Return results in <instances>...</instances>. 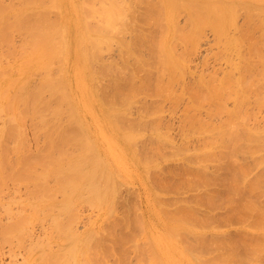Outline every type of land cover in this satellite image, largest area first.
<instances>
[{
  "label": "bare ground",
  "instance_id": "bare-ground-1",
  "mask_svg": "<svg viewBox=\"0 0 264 264\" xmlns=\"http://www.w3.org/2000/svg\"><path fill=\"white\" fill-rule=\"evenodd\" d=\"M144 1L0 0V190L9 184L14 187L22 184L29 186L28 199L26 197L22 199L28 201L31 211L40 213V216L46 213L53 218L56 217L54 212L57 210L73 213L75 209L79 210L80 206H85V209L89 206L90 209L85 210L86 212L96 208L100 214L114 217L118 228L113 230L114 247L108 241V244L100 242V245L107 244L105 250L109 252H115L116 248L117 255L112 253L116 255V258L118 257L115 264H127L131 261L133 254H130L131 258L126 254L129 249L132 252L135 251L137 260L132 262L136 264H264V200L262 198L264 197V171L261 174L258 172L257 178L254 175L255 178L250 179L253 176V170L258 171L253 167L264 169V156H261L264 152V128L249 127L248 121H245L249 115L247 112L251 109L246 110L245 98H247L248 86L242 82L248 81L249 78L246 79V76L242 74L233 79L229 75L228 66L227 70L225 69L224 72L222 70L221 74L214 71L215 73L209 76H206L208 74L198 76L188 87V95H186L185 85L181 84V81L184 80L185 74L192 70L189 71L186 65L188 53L186 57H179L178 48L176 49L179 41L184 43H181L183 46L193 41V33L197 31V27L207 29L211 26L217 41L222 43L223 52L219 53L229 64L231 48L236 47L234 46L236 41L229 39V25L236 27L240 23L237 24L235 18L238 14L237 10L241 8L243 11H248L254 6H259L256 4H264V0H158L157 4L155 3L157 0L154 2L148 0L145 2V4L148 3L147 7L143 6L146 10L142 13L145 12V16L155 14L163 18L160 20L157 16L158 19H154L155 17L148 19L151 25H155L153 28L156 34L159 33L156 36L150 30L144 31L145 29L137 27L139 23H142L138 22L141 16L138 17L137 11ZM142 9L139 10L141 15ZM179 9L185 10L184 15L187 17L183 14L181 16L186 17L188 21L185 22L192 27L188 32L184 27L185 30H181V35L178 33L183 26L180 23L182 20L179 21L181 16L177 14L182 12ZM146 12L149 14L147 15ZM192 18H195L197 22ZM93 19H96L95 22H92ZM159 20L158 29L156 25ZM254 20L252 19L256 24ZM260 20L259 22L264 24V16L260 17ZM147 21L145 25L142 23L144 27L147 26ZM242 23L245 22L242 21ZM249 24L251 26L250 22ZM263 24L261 27L259 25V28L262 29ZM121 30H124L122 31L124 34L126 30L132 31V34L134 31L135 34H131V37H134H129L128 40L127 37L123 39L117 36L118 32L122 33ZM206 31H209V28ZM258 35L254 36L258 38ZM262 39L264 40V37ZM262 39L259 37L258 41ZM254 42H252V48ZM113 46L124 51V54L122 52L121 57L119 56L121 59L118 58L119 61L108 59L109 55L105 57V52L110 51L109 49ZM229 46H231L230 51ZM186 48L188 50V47ZM144 49H147L143 52L144 55L147 51L149 57L142 55ZM257 52L259 53V49ZM8 54L12 55V58H8ZM255 57L252 58L255 59ZM244 59L249 63L251 58L246 56ZM131 60L134 64L133 68L128 67ZM239 62L238 65L241 64ZM246 62L241 64L239 71L246 67L250 68ZM233 64H235L234 68L235 66L237 68L236 62ZM252 65H254L253 62ZM254 69L251 66V71L264 75L261 67H259L261 70ZM140 70L146 71L147 74L141 75L138 73ZM261 75L255 74L256 77L259 76V79ZM259 79L258 87L260 82L264 81ZM180 84L181 90H175V86ZM255 84L254 86L250 84L251 88H254ZM260 88L257 89L260 90ZM146 89H151V95L158 99L181 100L185 98L184 95L189 96L190 105L188 104L181 117L183 122L188 123L185 127L187 129L191 127L185 135L192 137L197 135L202 139H198L200 146L198 144V147H193V152L186 154V157H179L180 155L174 151L170 157L165 155L162 148L165 145L172 146L173 141L169 133L164 132L157 125L148 129L152 128L149 131L150 139L161 145L155 144V147L146 148L150 153L143 150L144 145L142 149H139L142 142H145L143 139L147 136L145 133L148 130L145 132L146 126L143 129V124L136 123L138 120L134 121L136 118H130L129 111L137 97H140L141 91L146 93ZM263 89L264 87L261 94ZM257 92L255 95L260 94ZM229 99L237 101L230 108ZM262 100L264 101L263 97ZM133 111L130 112L133 113ZM146 113L147 111H143L142 115L141 111V118L138 117V119L143 120L146 116L148 120L147 116L153 115L150 112V115ZM50 118L55 121H51ZM253 119H255L254 115ZM129 120V127H125V124L123 126L122 122ZM28 124L31 125L29 129L26 128ZM29 137L38 141L35 149L31 148L32 141ZM187 141L177 149L181 152L191 149L186 148ZM175 146H172L175 148L173 150H176L177 146ZM249 155L256 157L252 165L242 160V157ZM155 157H159L160 160ZM161 157L164 163L174 161L182 164L185 172L189 170V174L186 173L182 182L190 190L197 188L196 190L199 191L197 196L194 195L193 199H183L184 197L180 196V198L177 196L178 198L168 199L169 194L165 193L166 188L169 187V193H171L170 190L177 187L155 177L169 174L161 163ZM220 165L225 170L223 176L218 175L217 166ZM55 179L62 180L61 186L64 189H61L64 193L68 188L73 193V195L65 193L68 197L65 201H56L52 197L53 188L50 184L51 180ZM136 182L139 183V193L134 200L136 213L135 216L133 215V228L137 230V234L133 232L126 212L127 216L117 215L119 212L117 205L121 202V188L125 186L123 184ZM215 186L223 187L224 190H216ZM64 193L61 195L63 196ZM3 199L4 195L0 192V201ZM217 200L220 202L217 203ZM219 205L224 207L230 219L234 217L242 223L237 235L233 238L223 231L221 224L217 223L218 215H215L216 212L213 210L219 209L217 208ZM201 206L205 208L204 211L207 209V212L200 211ZM4 213L11 214L7 209H4ZM58 216L64 217L61 213ZM55 217L54 228L59 227ZM221 217V220L227 221L224 216ZM0 220L5 221L1 217ZM13 222L8 223L6 219L1 226L2 229L0 228L1 247L4 244L12 247L11 244L15 243L14 238L9 239V236L15 230L21 232L23 237L26 236L23 232L28 228H18L21 222L20 224L18 221ZM48 228L44 229L50 230ZM73 230L77 231L78 228L74 227ZM80 233L79 230L78 234L71 233L70 240H75V243L71 242L73 243L70 244L71 246L68 244L66 249L63 246L60 247L63 252H66L64 256V253L61 254L64 258L68 255L70 260L76 261L74 251L77 252L78 258H80L79 255H87L89 252V255L95 257L91 251L96 242L93 240L95 243L92 242L93 246L91 241L97 240L95 237L98 238L99 233L94 230L93 235L85 237H81L82 233L81 235ZM18 234L20 233H16ZM50 234L48 233V237ZM11 236L14 237V235ZM29 236L33 237L34 234ZM31 237L27 239H33ZM7 239L12 240V243L1 244L2 240L8 241ZM17 239L15 241L17 240L18 245L26 242L20 241L22 239H19V236ZM66 240L70 242L69 239ZM42 242L35 240L32 246L31 241H28L32 248L36 247L35 249L41 246ZM24 246L30 248L28 252L25 248L26 251L23 250L25 253L29 251L33 253L35 250L28 245ZM127 246H132L134 250ZM67 249L73 253L70 254ZM45 254H41L44 259ZM101 256L102 259L103 255ZM124 256L130 258L127 263L125 262L128 258ZM53 257L47 258L50 264L53 262L51 261ZM47 259L45 260L48 262ZM11 260L10 258L9 261ZM90 260L85 261L90 262ZM69 262L68 264H71ZM31 264H33L32 261Z\"/></svg>",
  "mask_w": 264,
  "mask_h": 264
},
{
  "label": "rangeland",
  "instance_id": "rangeland-1",
  "mask_svg": "<svg viewBox=\"0 0 264 264\" xmlns=\"http://www.w3.org/2000/svg\"><path fill=\"white\" fill-rule=\"evenodd\" d=\"M52 1V0H51ZM54 1V0H53ZM144 1V0H143ZM142 0H141V2H143ZM148 2V0H145L144 1V3H141V5H139V10H141L142 9V7L144 6H146L147 7V4L148 3H146L145 4V2ZM153 2H154V0H152ZM156 1V0H155ZM149 2H151V1H149ZM156 4L158 3V0H157V2H155ZM256 5H259V6H254V8H250V9H248V11H243L241 8L240 9H238L237 10V12H238V14H239V20H238V14H236L235 15V18H236V21H237V26L236 27H232L231 25H229V39H233V40H235L236 41V45H234V46H236V47H233L232 45V48H231V46H229V51H230V48H231V51H230V55H229V59L231 60V61H229V64L231 65H229V64H227V60H225L223 57H222V55H220V53L219 52H223V48H222V43L221 42H218L217 41V36H215L216 34H215V31L213 30V28L211 27H207V29H201V28H203V27H200V28H198L197 27V31H195V33H193V41L192 42H187V43H185V46H183L182 44H184L183 42H181V41H179V43H177L178 45H176V49L178 50L177 52H178V54H179V57H181V56H185L186 55V53H188V55H186V56H188V57H186V59H187V61H186V65H187V67H188V70L190 71V70H192V71H188L189 73H187V74H185V76H184V80L183 81H181V84L183 83L185 86V94L186 95H188L187 94V89H188V87H190V85H191V83H193L197 78H198V76H201V74H204V75H206V74H208V75H206V76H209V75H211V74H213V73H217L218 72V74H221V73H223L224 71H225V69L227 70V68H228V66H229V75H231L232 76V78L233 79H236V77H238L237 75H245L246 76V79H248L249 78V80L248 81H250V82H248L247 80H245L244 82H242V83H244V85H246V86H248V94H247V98H245V102H247L246 103V107H247V111L248 110H250V111H248L247 113L250 115H248L247 117H246V115H245V117L247 118V119H245V121L247 120L248 121V126L249 127H262V129L264 128V101L262 100V97H263V99H264V91H262L263 93L261 94V90H262V87H264V84L262 85V83L264 82V81H259L260 82V85H259V87H258V84L259 83H257V81H258V79H259V76L258 77H256L255 76V74H257V75H261V74H259V73H255L256 71H251L250 70V68H251V66H252V69H254V68H256V70L257 69H259V67H261V69H263L262 68V65H264V51H262V50H264V48H263V46H264V40L262 39L263 37H264V24H263V27H262V29L261 28H259V25L261 24L260 22H261V20H260V17H263L264 16V4H256ZM263 5V6H262ZM143 7V8H144ZM145 7V8H146ZM258 7H260V8H258ZM142 9V11H141V13L143 12V10L145 11L146 9ZM137 9V10H138ZM139 10L137 11V15H138V17L139 16H141V20L138 18V22H142L144 25H145V21H147L148 19H149V17H151L150 19H153L154 17V19H156L157 18V16H158V18L160 17V15H148L149 13H147L146 12V14L148 15V16H145L144 14H145V12L144 13H142V15L139 13ZM179 10H181L182 12H177V14H179L178 16H181V14H183L184 15V12H185V10L183 11V9H179ZM246 13V16H245V13ZM249 12V13H248ZM54 14H56L55 12H54ZM252 16H251V15ZM51 15H53V14H51ZM182 15V16H183ZM145 16V20L143 19V17ZM164 16V15H163ZM162 16V17H163ZM177 15H176V17H178ZM180 17V19H179V21L180 20H182L183 21V19H184V21L183 22H187L188 20H186L185 18L187 17L186 15H184V16H186V17ZM245 16V17H244ZM251 16V17H250ZM253 16H254V18H256L255 20H254V18H253ZM53 17H54V15H53ZM146 17H147V20H146ZM246 17H248L247 18V20H246ZM250 17V18H249ZM55 18V17H54ZM157 18V19H158ZM179 18V17H178ZM235 18H234V20H235ZM256 22V24H254V22L252 21V19ZM149 19V20H150ZM163 18H161L160 17V20H162ZM193 19V21H195L196 19L195 18H192ZM251 19V20H250ZM259 19V20H258ZM94 21H92V22H95V20L96 19H93ZM147 21L146 22V25L148 26H146V27H144V25L142 24V23H139L138 25H137V27H140V28H142L144 31H147V30H150V32L152 31V34L153 35H157V34H159V33H157L156 34V32H155V28H153L154 26L153 25H151V23H149L150 21ZM160 20L159 21H157V28H158V23L160 22ZM244 20H246V21H244ZM257 20V21H256ZM182 21H180V23H181V25H183L182 26V28L179 30L180 32H178L179 34L181 33V30L183 29V30H185V28H186V31L188 32V31H190L191 30V25H187V23L185 22V23H183ZM242 21L243 22H245V23H242ZM260 21V22H259ZM195 22H197V21H195ZM247 22V23H246ZM249 22L251 23V26H250V24H249ZM162 24L164 23V22H161ZM258 23H260L259 25H258ZM149 24V25H148ZM198 24H199V21H198ZM197 24V25H198ZM245 24V25H244ZM247 24H249V25H247ZM261 24V25H262ZM261 25H260V27H261ZM150 26V27H149ZM250 26V27H249ZM257 26V27H256ZM144 27V28H143ZM185 27V28H184ZM149 28V29H148ZM156 28V29H157ZM206 28V27H205ZM208 28H209V31H206V30H208ZM154 29V30H153ZM159 29V28H158ZM198 30H200V32H198ZM202 30H203V32H202ZM205 30V31H204ZM263 30V31H262ZM122 31H124V30H121V32ZM128 32V34H130V36L127 34V32ZM125 32H126V34H124V32H122V33H119L118 32V34H117V36L119 35V37H121V38H125V37H127L128 38V40L130 39V38H133L134 36H132L131 37V34H132V31H128V30H126ZM159 31V30H158ZM260 31H261V33H260ZM154 32H155V34H154ZM256 34H255V33ZM258 32V33H257ZM178 33H174V34H178ZM120 34H124V35H121L120 36ZM133 34H135V32L133 31ZM132 34V35H133ZM252 34V35H251ZM256 35V37H257V35H258V38H256L254 35ZM128 35V36H127ZM181 35V34H180ZM263 36V37H262ZM130 37V38H129ZM178 37V36H177ZM200 37V38H199ZM216 37V38H215ZM259 37H260V39H262L261 41H258L259 40ZM123 38V39H124ZM126 38V39H127ZM255 38V40H253L252 41V39H254ZM199 39V40H198ZM197 40V41H196ZM248 40H250L251 41V43H250V41H248ZM255 41V42H254ZM257 41V42H256ZM194 42V43H193ZM197 42V43H196ZM252 42H254L253 44H254V46H253V48L251 47V45H252ZM262 42V43H261ZM182 43V44H181ZM258 43H259V45H258ZM187 44H188V46H187ZM116 45V44H115ZM189 45H191V46H189ZM117 46H118V44H117ZM117 46H113L111 49H109L110 51H107V52H105L106 53V56L105 57H107L108 55V59L110 58V59H113L114 61H119V59H120V57H121V55L122 54H124V51H122V49H120V48H116ZM195 46H196V49H199V50H197L196 51V49H194L195 48ZM262 47V49H261V47ZM119 47V46H118ZM185 47V48H184ZM186 47H188V50H187V48ZM193 47V48H192ZM192 48V49H191ZM234 48H236L237 50H235ZM249 48H252V49H250V50H248ZM180 49V50H179ZM192 51H191V50ZM258 49H259V53L257 52L258 51ZM112 50V51H111ZM120 50H121V52H120ZM145 50H147V49H144V51H142V55H144V53L143 52H145ZM187 50V52H185ZM218 50V51H217ZM244 52H243V51ZM254 50V51H253ZM256 50V51H255ZM149 51V50H148ZM180 51V52H179ZM182 51H184L183 53H182V55H181V52ZM235 51V52H234ZM109 52H110V54H109ZM123 52V53H122ZM233 52V53H232ZM257 53V55H256V53ZM262 52H263V55H262ZM104 53V54H105ZM122 53V54H121ZM147 53H149V52H147L146 51V53H145V57H147V55H148V57H149V54H147ZM216 53V54H215ZM217 53H218V55H217ZM231 53H232V55H231ZM250 53V54H249ZM252 53V54H251ZM237 54H239V56L237 55ZM245 54H248V55H245ZM256 56H254V55ZM235 55V56H234ZM245 55V56H244ZM252 55V56H251ZM8 56V58H12V55H7ZM120 56V57H119ZM231 56H233V57H231ZM246 57V56H250V58L252 59H250V61H249V63L248 62H246V59H244V57ZM263 56V57H262ZM219 57V58H218ZM252 57H255V59L254 58H252ZM260 57H262V58H260ZM119 58V59H118ZM224 59V61L222 60V59ZM233 60H232V59ZM234 58H236L235 59V61H234ZM244 60H243V59ZM258 60H257V59ZM260 58V59H259ZM243 60V62H242V60ZM261 59H263L262 61H260ZM121 60V59H120ZM253 60H256L255 62L253 61ZM241 62V64L243 65L245 62H246V65H247V63H248V65L247 66H249L250 65V68L249 67H246L245 69H240V71L241 72H243V73H241L240 71H239V68H240V66H241V64H240V62ZM258 61V62H257ZM262 62V63H260V62ZM236 62V65H237V68H236V66H235V68H234V65L235 64H233V63H235ZM238 62H239V64L240 65H238ZM252 62H253V64L254 65H252ZM255 63H256V65H255ZM188 64H189V66H188ZM227 64V65H226ZM233 65V66H232ZM257 65H259L258 67H257ZM261 65V66H260ZM254 66V67H253ZM256 66V67H255ZM129 68H133L134 67V64H133V61L131 60L130 61V64H129V66H128ZM233 67V68H232ZM264 67V66H263ZM247 68H249V69H247ZM261 69H259V70H261ZM222 70H223V72H222ZM243 70V71H242ZM255 70V69H254ZM141 71V70H140ZM138 71V73H140L141 75H145V74H147V72L146 71ZM215 71V72H214ZM262 71H264V69L262 70ZM259 72V71H258ZM246 73V74H245ZM261 73V72H260ZM248 74H252V75H248ZM236 75V76H235ZM248 75V76H247ZM197 76V77H196ZM250 76H252V77H250ZM255 76V77H254ZM262 76H263V78H262ZM235 77V78H234ZM254 77V78H253ZM253 78L255 81H253V79L251 80V79ZM195 79V80H194ZM264 80V75L262 74L261 76H260V79L259 80ZM254 82V83H256L255 84V89L254 88H251L252 87V85L254 86V83H252V82ZM106 82V81H105ZM248 83H250V84H252L251 86H250V84H248ZM181 84L180 85H176L175 86V90H177V91H180L181 90ZM261 87V88H260ZM260 88V90H258V89ZM253 90H255L254 92H253ZM264 90V89H263ZM149 91H150V93H149ZM250 91H251V93H250ZM257 91H259V92H257ZM143 92V93H142ZM145 91H141V93L140 94H142V95H140L139 94V96L141 97H137V99H136V103L134 102L133 104H132V107L130 108V111L132 112L133 110V113H131L130 111H129V114H130V118H136L134 121L136 122V120H138L136 123H141V125L143 124V129L145 128V126H146V128L144 129V131L146 132V130H148L145 134L147 135H145L146 137L143 139L145 142H142V145H140V148L139 149H142V146L144 147L143 148V150L145 151V150H147L146 148H149V147H152V146H154L155 144L157 145H161L159 142H155V141H152L151 139H150V134L149 133H151V132H149V131H151V129H148V128H150L151 126H153L154 127V125L156 126H158L161 130H163L164 132H168L169 133V136L171 137V140L173 141L172 142V146L173 145H176L175 147H176V150H173V148L174 147H172V146H170V145H165V147H163V148H165V149H163L162 148V150H164L165 152V155L167 156V157H170L171 156V154H173L172 152L174 151V153H177L178 155H180L179 157H186L185 155L186 154H189V153H192L193 152V147L194 148H196V147H198L197 145L199 144V146H200V141L198 140V139H202V138H198V136L196 135V136H186L185 135V133L188 131V129H190V128H188L187 129V127H185L186 125H188V123H185V122H183V119H181V117L183 116V114L185 113V111H186V107L188 106V104L190 105V102L188 103V100H189V96H185L184 95V99H181V100H178L177 98H174V99H172V98H169V99H158V98H155V97H153L152 95H151V92H152V90L151 89H146V93H144ZM260 93L259 95L258 94H256L255 95V93ZM254 93V94H253ZM143 94H145V95H143ZM249 95H252V96H249ZM262 95V96H261ZM145 96H147V97H145ZM260 96V97H259ZM249 98H251V100L249 99ZM258 98H260V100L258 101ZM140 101H139V100ZM256 99V100H255ZM146 102H144V101ZM230 100V99H229ZM262 100V101H261ZM138 101V102H137ZM143 101V102H142ZM142 102V103H141ZM234 102V100H230L229 101V108L230 107H233V104L235 105L236 103H237V101L235 100V102ZM250 102H251V104H250ZM259 102H261V103H259ZM137 104V105H136ZM139 104H142V105H139ZM145 104V105H144ZM231 105V106H230ZM248 105V106H247ZM250 105V106H249ZM260 105V106H259ZM140 106H142V108L140 107ZM137 107V108H136ZM185 108V109H184ZM131 109H133V110H131ZM137 109V110H136ZM142 109V110H141ZM147 111V113L146 114H148L149 112L150 113H152L153 115L151 116V117H149V116H147L148 117V120H147V118H146V116H145V118L144 119H146L145 121H144V119L143 120H141V119H138V117H140L141 118V111H142V115H143V111L144 112H146L145 110ZM185 110V111H184ZM149 111V112H148ZM184 111V112H183ZM137 112V113H136ZM150 113L148 114V115H150ZM204 113V112H203ZM250 113H255V114H253L254 115V118L255 119H253V115L252 114H250ZM205 114V113H204ZM203 114V115H204ZM3 115L5 116V114L3 113ZM263 119V120H262ZM50 120L51 121H55V120H53V119H51L50 118ZM182 120V121H181ZM141 121H143V122H141ZM181 121V122H180ZM246 121V122H247ZM129 122V123H128ZM259 122H260V124H259ZM185 123V124H184ZM122 124H123V126H124V124H125V127H127L128 126V124H130V120L129 121H126V122H122ZM261 124H263V125H261ZM30 124H28L27 126H26V128L28 127V129L31 127V125L29 126ZM182 125V126H181ZM247 125V124H246ZM261 125V126H260ZM191 126V125H190ZM129 127V126H128ZM189 127V126H188ZM185 129H186V131H185ZM264 130V129H263ZM183 133V134H182ZM187 137V138H186ZM192 137V138H191ZM197 137V138H196ZM30 138V141H32L31 142V144H32V149H35V147H36V145L38 144V141H35L33 138H31V137H29ZM184 138V139H183ZM190 138V139H189ZM186 139V140H185ZM34 140V141H33ZM184 140V141H183ZM188 140V141H187ZM188 142V143H186L187 145H188V147H186V148H191V149H189V150H186V151H183V152H181L180 150H178L177 148L178 147H182L183 145L182 144H184V142ZM35 142V143H34ZM36 142H37V144H36ZM144 143V144H143ZM174 143V144H173ZM35 144V145H34ZM146 145V146H145ZM196 146V147H195ZM155 147V146H154ZM153 147V148H154ZM169 147V148H168ZM171 147V148H170ZM169 150H168V149ZM151 149V148H150ZM167 149V150H166ZM175 149V148H174ZM171 150V151H170ZM147 151H149V150H147ZM146 151V152H147ZM166 151H168L167 153H166ZM264 151V150H263ZM152 152H153V150H152ZM149 153H150V151H149ZM169 155V156H168ZM259 155H261V153H259ZM261 156H264V152H263V155H261ZM178 156L176 157L177 159L179 158ZM183 157V158H184ZM155 158H157V157H155ZM159 158V157H158ZM157 158V159H158ZM162 158V157H161ZM183 158H180L181 160L183 159ZM256 157L255 156H251V155H249V156H245V157H242V160L245 162V163H247V164H249V165H252V164H254V159H255ZM158 160H160V159H158ZM163 158L161 159V163H162V165L163 166H165V170L166 171H168L169 172V174L167 173L166 175H163V174H161V176L160 175H157V176H155L157 179H163L164 181H166L167 183H171V184H174L177 188H173V189H171L170 190V192L171 193H169V187L168 188H166L167 189V191H168V193H167V191L165 192L167 195H168V199H170V200H172L173 198H178L179 196L181 197V198H183V199H193L195 196H197L196 194L198 193L199 194V191H197L198 189L197 188H193V189H191L190 190V188H187V185H185L183 182H182V180L185 178L184 176L186 175V173H188L189 174V170L187 171V172H185V169L181 166L182 164H178L177 162H174V161H170V162H163ZM180 160V161H181ZM217 171H218V175H224L225 174V170H224V168H221V165L220 166H217ZM260 168V167H259ZM259 168H257V167H253V169H255V170H258V171H256L257 173L259 172L260 174L264 171V169L261 167L260 169ZM255 171L253 170V178L252 177H250V179L251 180H253L255 177H254V175L256 176V178H257V175H259V173L257 174L256 172V174L254 173ZM187 174V175H188ZM177 176V177H176ZM61 182H62V180L61 179H55L54 181H52L51 180V184L50 185H52V188H53V193H52V197L56 200V201H65L68 197L66 196V194L65 193H69V194H71V195H73V193L71 192V190L68 188V189H65V193L62 191V189L61 188H63L62 186H61ZM12 184H9V185H6V187L5 188H3L2 190H0V192H1V194H3L4 195V199L2 200V201H0V217L1 218H4V220L5 221H1L0 220V228H1V226H2V224H3V222H6V219H8V223L9 222H13V223H15V222H17L18 221V223L20 224V222H21V225H20V227H18V228H28V230H29V232L31 233H29V232H27L28 230H25L24 232H23V234L24 235H26L25 237H23V235L21 234V232H19V231H17V230H15L11 235H14V237L13 236H9V239L11 238V239H13V242H15V243H12L11 241L12 240H10L9 241V239H7L8 241H1V244H4V243H12L11 245H12V247L9 245V247H8V245L6 244H4V245H2V247L4 248H2L1 247V245H0V251H2V252H0V253H2V254H0V257L2 258V259H0V264H10L9 262H11V264H31V261H32V263L33 264H37V262H39V260L41 259V261L39 262L40 264H50L51 262H50V260H48L49 258H50V256H52L53 257V255H54V257L53 258H51V259H53V260H51V261H53L52 262V264H68V262L69 261H72V262H69V263H71V264H83V262L85 261V260H90V262H88V261H85L87 264L89 263V264H91V262H92V264H115V261L117 260V258H116V255H117V250H116V248L114 249L115 250V252H109V251H106L105 249H106V247H107V244H108V242H109V244L112 246V247H114V242H113V237H114V231L113 230H116L115 228H117V226H116V219L114 218V217H107V216H105V215H102V214H100L99 212H98V210L96 209V208H93V209H91L90 211L88 210V212H86L87 211V209L89 208V206H86V207H88L87 209H85V206H83V207H81L80 206V209L79 210H74L73 211V213H64V212H59L58 210V212L57 211H55L54 212V215H56V217L55 218H57V221H58V223H57V225L59 226V227H56V228H54V226L56 225H54L53 224V222L55 221V219H54V217L52 218V216L50 215V214H46V213H44V214H42L41 216H40V213H35V212H32L31 211V207H30V205H29V203H28V201H26V200H24L23 201V199L22 198H24L25 199V197L28 199V193H29V189H30V187L29 186H27V185H19L18 187L16 186V187H14V185H12ZM123 185H125L124 187H122L121 188V194L124 196V198L127 200H125L124 198H122L123 196L120 194V204H118L117 205V207H118V211L119 212H117V215L119 216L120 214H122V215H125V216H127V218H129V222H131V224H132V230H133V232L134 233H136L137 234V230H135L134 228H133V222H134V220H133V217L135 216V213H136V209L134 210V208H136L135 206H134V200H136V195H137V193H139V183H128V185L127 184H123ZM217 185L219 186V183H217ZM198 186V185H197ZM121 187V186H120ZM225 187V186H224ZM172 188V187H171ZM199 188V187H198ZM207 188H210V187H207ZM219 187H216L215 186V188L214 189H216V190H224V188L222 187V188H219ZM226 188V187H225ZM18 190V191H16V190ZM64 189V188H63ZM189 189V190H188ZM197 189V190H196ZM193 191H195V192H193ZM17 192H19V193H17ZM62 193H64L63 194V196L61 195ZM195 195V196H194ZM122 196V197H121ZM133 196V197H132ZM178 196V197H177ZM261 196V195H260ZM179 197V198H180ZM122 198V199H121ZM263 198V200H264V197H262ZM123 200H125V201H123ZM123 201V202H122ZM218 201V200H217ZM216 201V202H217ZM220 201H218L217 203H219ZM28 203V204H27ZM123 203V204H122ZM77 208H79V206L77 207ZM217 208H219V209H215V210H213V211H215L216 213H215V215H218L217 216V219H218V221H217V223L218 224H221L220 226H222V229H223V231L225 232V233H227V234H229V236H232V238L234 237V235L236 236L237 235V232L239 231V229H240V226H241V224L242 223H240V222H238L237 220H236V218H232L231 217V219L228 217L229 215H227V211L224 209V207L222 208L221 207V205H219ZM4 209H7V210H9L10 212H11V214L10 215H7L6 213H4ZM55 210H56V208H54ZM82 209H84V210H82ZM90 209V208H89ZM205 209V208H204ZM204 209L202 208V206H201V209H200V211H202V212H207V209H206V211H204ZM82 210V211H81ZM86 210V211H85ZM78 211V213L76 214V212ZM82 212V213H80V212ZM122 212V213H121ZM125 212H126V214H125ZM20 213H24V214H21L20 215ZM26 213V214H25ZM60 213L61 214H63L64 215V217H61L60 218V216H58V215H60ZM30 214H31V216H30ZM32 214H33V216H32ZM37 214V215H36ZM81 216H80V215ZM19 215H20V217H19ZM36 215V216H35ZM102 215V216H101ZM134 215V216H133ZM21 216H23V217H21ZM27 216V217H26ZM35 216V217H34ZM69 216H71V217H69ZM221 216H224V218H225V221L227 220H229L228 222L226 221V222H224V219H222L221 220ZM26 217V218H25ZM108 219H107V218ZM6 218V219H5ZM111 218V219H110ZM115 220H114V219ZM216 218V217H215ZM103 219H105V220H103ZM107 219V220H106ZM217 219H215V220H217ZM234 219L236 220V221H234ZM21 220V221H20ZM101 220H103L102 222H101ZM220 220V221H219ZM232 220V221H231ZM87 222L86 224L84 223V222ZM106 221V222H105ZM115 224H114V223ZM223 222H224V224H223ZM44 223V224H43ZM76 223H78L77 225H76ZM111 223H112V227H111ZM215 223H216V221H215ZM18 224V225H19ZM40 224H43V225H40ZM52 224V225H51ZM115 225V227H114V225ZM109 225V226H108ZM217 225V224H216ZM80 226V227H79ZM104 226V227H103ZM107 226V227H106ZM219 226V225H218ZM49 227V228H48ZM74 227H77L78 228V230H79V232H81L82 233V236L81 237H85V236H87V235H93V231L94 230H96V232L97 233H99L97 236H98V238L97 237H95L97 240H95V239H92V241H91V244H92V242H93V240H94V242H96V244L93 242V244H95V246L92 248V253H93V255H95V257H93L91 254L89 255V253L87 254V255H79V257L80 258H78V254H77V252L76 251H74V253H73V255L74 256H76L77 258H75L76 259V261L75 260H73L72 258V260H70V256L68 257V255L66 256L67 257V259H68V262H66L67 261V259H66V257L64 258L63 256L64 255H66V252H63L62 251V249L60 248L61 246H63L64 247V249H66V247H68V244L70 245H72L73 243H75L74 241H73V239L72 240H70L71 239V237H72V235H71V233L72 232H75L76 234H78V230L77 231H74L73 229H74ZM101 227V228H100ZM110 227V228H109ZM44 228H48V229H50V230H47V229H44ZM97 228H99V229H97ZM105 228V229H104ZM2 229V228H1ZM118 229V228H117ZM98 230V231H97ZM100 230V231H99ZM106 230V231H105ZM32 231V232H31ZM44 231H46L45 233H44ZM29 234V235H32L33 236V234H34V236L33 237H31V236H29V235H27V233ZM42 232H43V234H42ZM50 234L51 232H53V233H51L49 236L50 237H48V233ZM100 232H103V233H100ZM109 232V233H108ZM16 233H20V234H18V235H16ZM81 233H80V235H81ZM111 233V234H110ZM36 234V235H35ZM41 235V237H40V235ZM46 234V235H45ZM107 234V235H106ZM113 234V235H112ZM108 235H112V236H108ZM17 236V237H16ZM18 236H19V239H22V240H20V241H26V242H23L24 243V245H28V246H30V244L32 245V246H34V243H35V240H37V241H40V242H42L43 240V244H41V246H38V248L37 249H35L34 247V249L35 250H33V253L31 252V251H29V253H25V248H27V251L26 252H28V250L30 249V248H28V247H25L24 245H23V243H22V245H21V243L18 245V243H17V238H18ZM20 236H22L21 238H20ZM31 237V238H33V239H27L28 237ZM37 236V237H36ZM47 236V237H46ZM102 236V237H101ZM16 237V238H15ZM45 237V238H44ZM106 237V238H105ZM36 238V239H35ZM46 238H48V239H46ZM104 238H105V240H104ZM236 238V237H235ZM15 239H17L16 241H15ZM23 239H27V240H23ZM41 239H42V241H41ZM66 239H69L70 240V242L68 241V240H66ZM102 239H103V241H102ZM31 241V243H28V241ZM66 240V242H64ZM73 241V243H71ZM108 241V242H107ZM4 242V243H3ZM62 244H61V243ZM100 242H104V243H107L106 245L105 244H101L100 245ZM64 243H66V244H64ZM97 243H98V245H97ZM14 244V245H13ZM16 244V245H15ZM59 244V245H58ZM20 245H21V247H20ZM70 245V246H71ZM104 247H103V246ZM16 247V249H15V247ZM22 246H23V249H22ZM32 246H30L31 248H32ZM57 246H58V248H57ZM98 246V247H97ZM100 246H102V247H100ZM96 247L98 248V249H96ZM128 247V246H127ZM132 247V246H131ZM131 247H128V248H131ZM13 248V249H12ZM32 248V249H33ZM55 248V249H54ZM95 248V249H94ZM102 250H101V249ZM11 249V250H10ZM52 249H54V251L52 250ZM100 249V250H99ZM132 249H133V247H132ZM14 250V251H13ZM17 250V251H16ZM21 250V251H20ZM23 250H25V251H23ZM68 251H69V253L70 254H72L71 253V251H70V249H67ZM97 250V251H96ZM113 250V251H114ZM128 250V249H127ZM130 250L131 249H129V251H126V254L128 255V257H130L131 255L130 254H133L131 257L133 258H128L127 256V258L128 259H126V262L125 263H127L128 261L127 260H131L130 262H128L129 264H131V262L132 261H134V260H137V256H136V254H135V251H133L132 252V250H131V252H130ZM134 250V249H133ZM21 252L20 253V255H19V253L18 252ZM64 251H66V250H64ZM99 251V252H98ZM101 251V252H100ZM17 252V253H16ZM30 252L32 253V255L30 254ZM35 252V253H34ZM109 252V253H108ZM42 253H46L45 254V259H47L48 257L47 256H49V258L47 259L48 260V262L43 258V257H41L42 255ZM52 253V255H50ZM64 253V254H63ZM69 253H67V254H69ZM82 253H84V251L82 252ZM112 253H116V255L115 254H112ZM10 254H11V256H10ZM16 254H18V255H16ZM25 254H27V256H25ZM49 254V255H48ZM61 254H63V256L61 255ZM77 254V255H76ZM97 254V255H96ZM110 254V255H109ZM2 255V256H1ZM28 255H30V257H28ZM101 255H103V258L101 259ZM115 255V256H114ZM135 255V256H134ZM9 256H10V258L12 259L11 261H9ZM23 256V257H22ZM59 256H60V258H63V259H60L59 258ZM72 256V255H71ZM83 256V257H82ZM85 256V257H84ZM92 256V257H91ZM14 257V258H13ZM19 259H17V258ZM47 257V258H46ZM57 257V258H56ZM97 257V258H96ZM125 257V256H124ZM125 257V258H126ZM134 257L136 258V259H134ZM25 258H26V260H25ZM55 258V259H54ZM58 258H59V260H58ZM85 260H84V259ZM87 258V259H86ZM92 258H95V259H92ZM115 258V259H114ZM124 258V259H125ZM33 259H35L34 260V262H33ZM37 259V260H36ZM44 261H43V260ZM65 259H66V261H65ZM81 259V260H80ZM101 259V260H100ZM24 261V262H20V261ZM63 260V261H62ZM107 262H106V261ZM1 261H3V263H1ZM9 261V262H8ZM28 261V262H27ZM76 263H75V262ZM98 261H99V263H98ZM104 261H105V263H104ZM18 262V263H17ZM42 262V263H41ZM79 262V263H78ZM84 262V264H86ZM102 262V263H101ZM38 263V264H39ZM127 263V264H128ZM133 263H135L136 264V262H132V264Z\"/></svg>",
  "mask_w": 264,
  "mask_h": 264
}]
</instances>
